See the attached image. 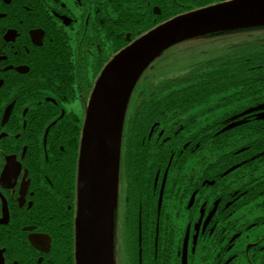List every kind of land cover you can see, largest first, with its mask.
Listing matches in <instances>:
<instances>
[{"label": "flooded vegetation", "instance_id": "obj_1", "mask_svg": "<svg viewBox=\"0 0 264 264\" xmlns=\"http://www.w3.org/2000/svg\"><path fill=\"white\" fill-rule=\"evenodd\" d=\"M230 1L0 0V264H76L61 253L75 239L100 73L156 27ZM141 95L126 127L114 264H264V102L219 115L210 100L182 123L164 115L168 101ZM230 126L240 130L221 134Z\"/></svg>", "mask_w": 264, "mask_h": 264}, {"label": "water", "instance_id": "obj_2", "mask_svg": "<svg viewBox=\"0 0 264 264\" xmlns=\"http://www.w3.org/2000/svg\"><path fill=\"white\" fill-rule=\"evenodd\" d=\"M256 27H264V0H232L156 27L106 65L88 104L81 142L76 264H114L113 221L124 120L132 93L147 66L160 53L184 41Z\"/></svg>", "mask_w": 264, "mask_h": 264}, {"label": "trees", "instance_id": "obj_3", "mask_svg": "<svg viewBox=\"0 0 264 264\" xmlns=\"http://www.w3.org/2000/svg\"><path fill=\"white\" fill-rule=\"evenodd\" d=\"M217 45L220 48L216 50ZM138 86L135 97L142 94L140 98L149 101H168L163 103L164 115L172 114L175 119L182 115L184 121L197 107L207 110L210 100L217 103L216 113L225 110L219 115H234L246 108V104L264 102V27L219 32L171 47L148 65ZM158 106L161 109L162 105ZM167 108L173 110L165 112ZM232 129L230 126L221 134L240 130ZM128 134L125 132L122 142V169L127 155ZM142 142V139L137 142L138 150L149 146V143ZM122 173L126 174L128 183V172ZM69 239L70 245L64 241L61 253L64 258L67 254L73 258V232Z\"/></svg>", "mask_w": 264, "mask_h": 264}, {"label": "rangeland", "instance_id": "obj_4", "mask_svg": "<svg viewBox=\"0 0 264 264\" xmlns=\"http://www.w3.org/2000/svg\"><path fill=\"white\" fill-rule=\"evenodd\" d=\"M220 48V45H217L216 46V50L217 49H219ZM221 56V55H220ZM219 56V57H220ZM211 57H214V56H211ZM132 106V105H131ZM130 109H131V107H130ZM130 109H129V113H128V115L130 114ZM177 119H179L182 123H185L184 121H183V119H182V115H180V116H178V118ZM182 125H184V124H182ZM126 127H127V124H126Z\"/></svg>", "mask_w": 264, "mask_h": 264}, {"label": "bare ground", "instance_id": "obj_5", "mask_svg": "<svg viewBox=\"0 0 264 264\" xmlns=\"http://www.w3.org/2000/svg\"><path fill=\"white\" fill-rule=\"evenodd\" d=\"M147 106L146 107H144V110L142 111V113H145V114H147V110H148V105H149V102L146 104Z\"/></svg>", "mask_w": 264, "mask_h": 264}, {"label": "snow or ice", "instance_id": "obj_6", "mask_svg": "<svg viewBox=\"0 0 264 264\" xmlns=\"http://www.w3.org/2000/svg\"><path fill=\"white\" fill-rule=\"evenodd\" d=\"M15 174V173H14Z\"/></svg>", "mask_w": 264, "mask_h": 264}]
</instances>
